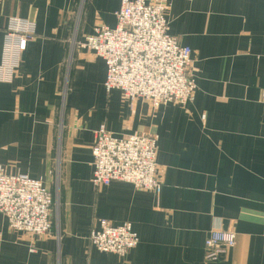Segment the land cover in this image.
I'll return each mask as SVG.
<instances>
[{
  "label": "crops",
  "instance_id": "obj_1",
  "mask_svg": "<svg viewBox=\"0 0 264 264\" xmlns=\"http://www.w3.org/2000/svg\"><path fill=\"white\" fill-rule=\"evenodd\" d=\"M166 4L196 89L184 105L153 107L107 92L103 59L78 45L95 25L115 27L119 0H0L1 73L10 21L34 27L0 80V166L41 180L57 207L46 235L11 230L0 213V264H264V0ZM101 124L155 138L159 192L92 184ZM101 219L130 223L138 244L123 256L98 251L88 236ZM214 227L236 243L208 262Z\"/></svg>",
  "mask_w": 264,
  "mask_h": 264
},
{
  "label": "built area",
  "instance_id": "obj_2",
  "mask_svg": "<svg viewBox=\"0 0 264 264\" xmlns=\"http://www.w3.org/2000/svg\"><path fill=\"white\" fill-rule=\"evenodd\" d=\"M116 25H95L93 33L78 43L92 51L106 66L104 88L119 90L127 101L142 98L153 107L165 103L186 104L194 97L196 84L191 74V49L168 33L166 0H119ZM31 22L12 19L5 37L4 64L10 80L18 54L33 34ZM10 57V61H9ZM156 140L152 135L118 137L101 124L94 132L91 147L94 186L113 181L132 184L142 191L159 192L162 182L156 163ZM54 199L39 179L26 174H8L0 166V213L11 230L46 235L52 229ZM88 240L98 251L125 255L138 244L130 223L111 225L101 219ZM236 243L232 230L214 227L204 240V258L218 261Z\"/></svg>",
  "mask_w": 264,
  "mask_h": 264
},
{
  "label": "rangeland",
  "instance_id": "obj_3",
  "mask_svg": "<svg viewBox=\"0 0 264 264\" xmlns=\"http://www.w3.org/2000/svg\"><path fill=\"white\" fill-rule=\"evenodd\" d=\"M56 210H57V207L56 205H54V207L52 208V212L54 211V215L56 214Z\"/></svg>",
  "mask_w": 264,
  "mask_h": 264
}]
</instances>
